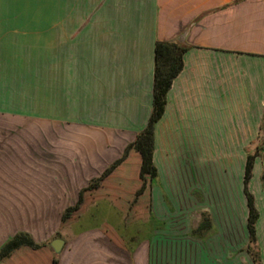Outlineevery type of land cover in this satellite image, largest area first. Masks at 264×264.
Masks as SVG:
<instances>
[{"label": "crops", "instance_id": "obj_1", "mask_svg": "<svg viewBox=\"0 0 264 264\" xmlns=\"http://www.w3.org/2000/svg\"><path fill=\"white\" fill-rule=\"evenodd\" d=\"M158 42L189 48L155 126L158 178L135 150L102 178L149 124ZM0 117L48 129L38 150L0 133V250L22 232L38 246L0 264H254L249 156L264 264V0H0Z\"/></svg>", "mask_w": 264, "mask_h": 264}, {"label": "trees", "instance_id": "obj_2", "mask_svg": "<svg viewBox=\"0 0 264 264\" xmlns=\"http://www.w3.org/2000/svg\"><path fill=\"white\" fill-rule=\"evenodd\" d=\"M189 48L178 45L174 42H158L155 47V72H154V89H153V110L149 120V124L136 138L135 142L129 145L123 157L117 161L103 176L106 177L118 165L127 159L130 152L135 150L139 152L142 158L141 178L144 182L147 179L156 180L158 178V171L154 164V135L155 126L162 119L166 107L167 96L175 81L181 74L184 67V56ZM254 156H249L245 172V194L248 200L249 218V245L245 251L250 255L254 264H262L260 257V250L258 246L256 225L259 220V212L255 207V200L250 192V182L253 176ZM97 179L91 182L89 188L83 190L80 196V202L76 207L69 208L63 217V222L66 223L71 219L73 212L79 210L82 204L83 193L93 189L102 180ZM211 227V220L207 214H203L202 222L199 228L194 232V235H199L203 231L209 230ZM21 247L37 248L33 238L27 233H19L9 240L0 250V262L8 258L13 252Z\"/></svg>", "mask_w": 264, "mask_h": 264}, {"label": "rangeland", "instance_id": "obj_3", "mask_svg": "<svg viewBox=\"0 0 264 264\" xmlns=\"http://www.w3.org/2000/svg\"><path fill=\"white\" fill-rule=\"evenodd\" d=\"M13 130L19 132L17 137H21V138H17L15 140L17 142V146H18V144H23V142H25V143L30 142V143H32V145H34V147H36L37 150H38V142L40 140L42 131L43 130L48 131L47 128H43V124L38 123V122H33V121L32 122H27V121H16V122L13 121L12 122V121H9L8 118L0 117V133L1 132H7V131H13ZM49 130H50V128H49ZM22 132H26V133H22ZM18 153L23 154V152H21V151ZM0 205H1V207H4L7 204H0ZM15 221H16V225L14 227L18 228V227L23 226L24 224H26V226H29V223H36L38 220H15ZM48 221H49V225L47 226L45 233L47 235H50L54 231V227H55L54 221L55 220H48ZM50 223H51V225H50ZM31 225H33V228L35 229V231H37V232L43 231L40 227H36L35 224H31ZM9 229H7V225H4L3 230L5 232H10L12 228L10 227ZM55 237H56V235H53L52 238L48 240V242H50ZM243 258H245V257L243 255H241V260Z\"/></svg>", "mask_w": 264, "mask_h": 264}, {"label": "water", "instance_id": "obj_4", "mask_svg": "<svg viewBox=\"0 0 264 264\" xmlns=\"http://www.w3.org/2000/svg\"><path fill=\"white\" fill-rule=\"evenodd\" d=\"M64 242L62 240H54L52 243V247L56 253H60L61 249L63 248Z\"/></svg>", "mask_w": 264, "mask_h": 264}]
</instances>
